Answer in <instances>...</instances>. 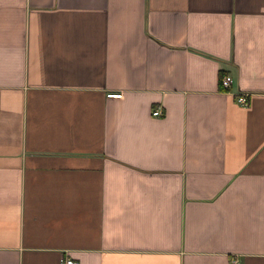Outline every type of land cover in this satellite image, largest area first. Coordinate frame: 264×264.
<instances>
[{
    "label": "crops",
    "instance_id": "obj_1",
    "mask_svg": "<svg viewBox=\"0 0 264 264\" xmlns=\"http://www.w3.org/2000/svg\"><path fill=\"white\" fill-rule=\"evenodd\" d=\"M62 255L264 264V0H0V264Z\"/></svg>",
    "mask_w": 264,
    "mask_h": 264
},
{
    "label": "built area",
    "instance_id": "obj_2",
    "mask_svg": "<svg viewBox=\"0 0 264 264\" xmlns=\"http://www.w3.org/2000/svg\"><path fill=\"white\" fill-rule=\"evenodd\" d=\"M232 81V77L231 75L229 74H223L221 77H220V84L223 86V87H228L230 85ZM109 95H112V96H119L120 93H109ZM236 100L237 102H239L240 104H245L246 103V94L244 92H240L237 94L236 96ZM160 110L157 108V109H154L152 111V114L153 115H158L160 114ZM59 264H81L79 260L73 258L71 255H62L59 259Z\"/></svg>",
    "mask_w": 264,
    "mask_h": 264
},
{
    "label": "trees",
    "instance_id": "obj_3",
    "mask_svg": "<svg viewBox=\"0 0 264 264\" xmlns=\"http://www.w3.org/2000/svg\"><path fill=\"white\" fill-rule=\"evenodd\" d=\"M222 76V74L220 75V77Z\"/></svg>",
    "mask_w": 264,
    "mask_h": 264
}]
</instances>
